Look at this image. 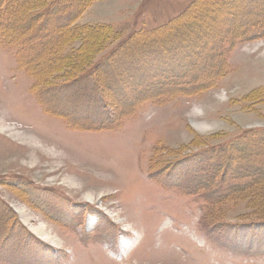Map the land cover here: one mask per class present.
Returning a JSON list of instances; mask_svg holds the SVG:
<instances>
[{"label": "rangeland", "instance_id": "rangeland-1", "mask_svg": "<svg viewBox=\"0 0 264 264\" xmlns=\"http://www.w3.org/2000/svg\"><path fill=\"white\" fill-rule=\"evenodd\" d=\"M193 1L91 0L79 12L55 11L44 29L51 37L59 27L86 28L61 54L87 60L96 52L92 64H105L107 72L111 63L124 64L116 51L125 40L169 23ZM231 5L194 13L199 32L220 35L212 29L220 26L214 14ZM260 10L252 20L264 18ZM101 30L111 35L98 48ZM255 32L252 40L223 45V76L208 89L186 95L191 73L175 72L174 87L184 89L178 96L164 91L134 103L145 89L133 75L136 93L112 88V106L82 102L76 87L67 97L33 92L16 49L1 43L0 264H264V183L248 177L245 161L253 160L252 146L242 163L220 159L229 144L242 148L250 131H260L264 142V30ZM62 61L41 59L33 70L60 71ZM62 66L50 85L79 68L72 61ZM161 81L166 86L169 78L153 83L164 87ZM219 163L226 164L217 172ZM40 225L49 238L35 231Z\"/></svg>", "mask_w": 264, "mask_h": 264}, {"label": "trees", "instance_id": "trees-1", "mask_svg": "<svg viewBox=\"0 0 264 264\" xmlns=\"http://www.w3.org/2000/svg\"><path fill=\"white\" fill-rule=\"evenodd\" d=\"M90 1L32 0L20 8L16 5V0H0V44L4 43L8 47L16 49L19 66L35 81L33 92L39 93L41 91L49 92L55 90L54 93L57 92L67 97L68 95H72L70 93L72 91L71 89L76 87L78 93L79 91L81 92L79 95L82 102L87 101L89 103L103 99L106 104L112 106L111 104H117L113 100L112 88H117V92L123 91L126 94L130 92V94H133L136 93L140 86H143L145 91L134 101L136 103L137 101L148 100L149 97L147 95L150 96L153 93L165 95L164 91H167L170 97L178 96L184 89H180L177 86L174 87L173 80L176 77L173 74L175 72L184 74L189 72L191 73V79L193 78V83L188 85L190 88L186 90L190 92L186 95L197 94L211 87L216 80L223 76L222 71L225 69V64L222 61V47L225 43L228 42L231 44L237 40H252L253 36L257 34L255 31L264 30V18L261 20H252L254 16L260 14V9L264 8L263 0H240L241 4L238 3V5L235 4L236 0H231V11L218 10L214 14V19L220 20V26L212 25V29L220 35L215 37L211 35V37L208 36L209 38L203 36L196 27V22L192 20L196 18L194 17V13L203 14L208 12L213 6L223 3L226 0H194L185 11L173 18L169 23L125 40L118 47L119 50L116 51L117 56L124 59V64L122 65L120 61V66H117L116 63H111L108 65L107 72H105L103 70L105 64L96 65L91 62V58L96 52L93 55L90 52L87 58L89 61L80 59V55L76 58H65L61 54V51L68 44L74 42L76 32H80V29L83 32H88L86 28H80L76 25L73 27L72 25L59 27L55 30V34H51V37L47 34L46 29H44L47 27L46 23L53 19L55 11L62 12L64 10L63 7L66 6V9L67 7H73V9L79 12ZM245 6H247V10L244 11ZM30 7L32 8L29 9ZM241 10L243 12L242 17H238V12ZM241 18L243 19L242 23L238 21ZM23 21H30L29 26L25 30L16 29ZM223 21L226 22L225 26L227 27L223 26ZM189 26L191 30L185 31V28ZM221 30H223L222 34L219 32ZM110 35V30H101L99 34L97 32V38L99 40L98 48L105 43L104 40L107 37L110 38ZM35 36L38 37L35 38ZM84 36L86 35L84 34ZM121 50L126 54L122 55ZM209 50L212 51L211 55L207 53ZM48 57L50 60H59L60 58L61 61L63 60L62 64L72 61V65L78 64L79 68L69 69L73 72L71 75L72 78L52 86L49 83V78L64 69L62 64H58L57 66L61 68L60 71L52 73L49 72L50 69L38 73L33 70L36 62L41 59L47 60ZM143 61L145 63H142ZM82 62L84 63L82 64ZM88 66L90 68H87ZM133 75H135L134 77L138 76L140 86L134 83ZM123 77L125 79L124 81L122 79ZM158 78L159 80L161 78L166 81L169 78V83L165 86L161 81L164 86L161 87L160 85L161 89L158 87V84L153 83ZM146 82L150 84L145 85ZM82 85L88 88L79 89ZM85 90L89 94H85ZM114 93L116 94V91ZM116 109H119L118 105ZM250 133L251 135H247L248 142H244L242 148H239V144L237 146L234 143L229 144L220 153V159L233 160L232 158H235L242 163L244 155H247V148L252 146L251 153L253 160L251 161L250 157H246L245 159L248 166L247 171L249 170L248 177H253L255 183L260 184L261 182L264 183V142L258 140V135L261 136L260 131L258 133L254 130L247 134ZM250 136L254 137L255 141L249 139ZM225 164L222 165L219 163L217 172ZM240 176L242 177V175Z\"/></svg>", "mask_w": 264, "mask_h": 264}, {"label": "bare ground", "instance_id": "bare-ground-1", "mask_svg": "<svg viewBox=\"0 0 264 264\" xmlns=\"http://www.w3.org/2000/svg\"><path fill=\"white\" fill-rule=\"evenodd\" d=\"M33 7V6H32ZM225 26V25H224ZM32 139H33V136H32ZM43 142H41V144H42ZM54 145V144H53ZM56 147V146H55ZM88 198H89V200L90 201H94L93 200V198H92V196L91 195H88ZM19 212L23 215V217H25L26 218V216L28 215L26 212H25V210H24V207H21L20 208V210H19ZM29 216V215H28ZM35 231L39 234V235H41V236H43V237H46V238H49L50 237V233L47 231V230H45V228H44V226H42V225H40V226H38L37 228H35ZM133 242V241H132ZM135 242V241H134ZM127 245V246H126ZM136 245V244H135ZM121 246L123 247V249H127L128 248V244H124V243H121ZM125 249V250H126Z\"/></svg>", "mask_w": 264, "mask_h": 264}]
</instances>
